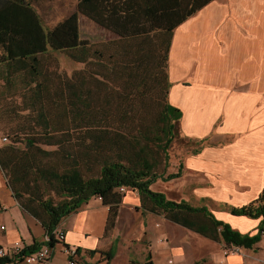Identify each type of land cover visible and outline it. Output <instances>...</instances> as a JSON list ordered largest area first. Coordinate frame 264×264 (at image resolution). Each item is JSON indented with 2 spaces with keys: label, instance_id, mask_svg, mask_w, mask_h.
I'll list each match as a JSON object with an SVG mask.
<instances>
[{
  "label": "trees",
  "instance_id": "obj_1",
  "mask_svg": "<svg viewBox=\"0 0 264 264\" xmlns=\"http://www.w3.org/2000/svg\"><path fill=\"white\" fill-rule=\"evenodd\" d=\"M212 1L77 0L69 16L47 28L35 8L37 0H0V130L8 141L0 148V169L22 209L45 228L48 241L43 245L59 244L53 231L60 221L92 198L109 207L106 231L111 230L121 189L136 191L142 210L164 214L168 221L222 241L227 248L252 249L260 241L262 225L256 235H242L206 208L167 200L150 189L159 179L180 176V171L166 178L158 175V151H149L158 148L166 160L182 118L169 102L167 62L173 32ZM80 15L115 34L118 42L107 46L108 52L128 55V61L115 62L109 53L112 61L94 63L96 52L80 38ZM55 52L83 68L70 75L60 72L52 58ZM141 73L154 82L164 101L153 129L139 128L134 136L124 132L122 124L134 119L135 96L110 84L126 75L130 83L138 81ZM230 211L235 216L264 218V191L252 204ZM39 247L25 248L22 255ZM114 252L112 247L101 255L109 260ZM11 263L0 258V264ZM129 264L152 262L148 257Z\"/></svg>",
  "mask_w": 264,
  "mask_h": 264
},
{
  "label": "crops",
  "instance_id": "obj_2",
  "mask_svg": "<svg viewBox=\"0 0 264 264\" xmlns=\"http://www.w3.org/2000/svg\"><path fill=\"white\" fill-rule=\"evenodd\" d=\"M47 1L45 13L55 9L54 1L58 3ZM40 2L35 5L38 14ZM261 31L264 0H213L175 30L170 60L175 62L184 53L185 60L190 57L191 61L184 62V84L176 81L179 74L171 75L169 102L182 112L178 123L183 134L194 139L214 137L216 143L209 141L199 153L186 157L179 177L159 179L150 186L167 200L206 208L217 221L242 235L254 236L262 225L260 241L252 249L231 246L235 252L222 257L212 251L214 241L168 221L164 214L142 210L138 193L123 190L111 230L106 231L109 207L92 198L60 221L56 231L64 233V241L53 247L47 262L39 264H66L63 247L78 250L84 264L142 263L148 257L152 264L170 260L175 264H264V218L235 216L230 211L252 204L264 191V91L252 90V54H264V40L258 37ZM214 80L216 85L206 84ZM4 145L0 141V148ZM0 227H4L0 248L16 243L24 249L41 247L46 240L45 228L22 209L1 169ZM183 242L191 248H184ZM112 247L114 255L106 260L101 253Z\"/></svg>",
  "mask_w": 264,
  "mask_h": 264
},
{
  "label": "rangeland",
  "instance_id": "obj_3",
  "mask_svg": "<svg viewBox=\"0 0 264 264\" xmlns=\"http://www.w3.org/2000/svg\"><path fill=\"white\" fill-rule=\"evenodd\" d=\"M62 2L63 3L61 4L60 0H58V3L54 1L53 6L55 7V9L53 11H50L49 13L44 12L48 7L47 0H41V2L38 4L39 15L44 27L48 28L54 23L60 22L74 11L76 0H62ZM78 25L80 38L82 40H86L92 46V52H96V55L93 56L94 63L101 59L103 60V62L112 61V58L109 57V53L113 54V59L115 58V62L126 63L128 61V55L116 56V53L113 50L112 52H108L109 49L107 48V46L109 47L113 42H118V37L115 34L99 27L98 25L81 15L78 17ZM174 35L175 31L173 32L171 47L168 53L167 74L169 76V79L171 78L172 74H179L180 77H178V80L176 81L178 83L184 84L185 81H183V77H181V74L185 73L184 62L186 60L190 62L191 60L190 57H187L185 60L184 53L180 57H178L175 62H172L170 60V52L173 45ZM255 35L256 33L254 34V36ZM258 37L264 40V31L259 32ZM136 48L137 47H135L134 42H132V56L137 55ZM260 54L262 55L263 53L261 52ZM260 54L255 55V51L254 54H252V58L254 61V63L252 64V90L264 91V62L261 65L259 64L262 59L264 60V54L262 55V59ZM52 58H55L57 60L59 71L64 72L66 75H70L73 71H78L83 68L82 64L70 61L64 53L55 52L52 54ZM192 58H196V54H193ZM247 76L248 75L246 73V77ZM117 78L118 79L113 80L110 85L115 87L116 89H119L125 94H128L129 96H135L132 101L134 119H128V121L126 120L127 122L125 121L126 123L122 124V127L125 128V130L123 131L136 136L139 128L140 130L142 129V131L143 128L149 130L153 129V126L155 125L154 122L157 120L158 114L161 110V104L164 101V99L158 95L157 90H155L156 88L154 82L151 80H145L143 73L138 76V81H132V83H130L128 75H126L125 77L119 76ZM125 80L128 81L126 82ZM143 82H145V86L140 87V84H142ZM206 84L216 85L217 81H209L206 82ZM138 87L139 89L141 88V92H139ZM182 131L183 130H181L180 124L177 123L176 137L168 148V158L166 160L163 159V154L161 153V150H157L158 148L156 149L155 147H153L149 149V151L153 152V154L158 151L159 156L157 155V157H159V165L156 170V173L158 175L177 173L178 171H180V169L182 170L186 157L192 154L199 153L204 147L209 145L210 142L216 143V139L214 137L211 140H209L208 138L194 139L186 136ZM0 133L6 136L1 130ZM201 141L203 142L202 144L200 143ZM141 142L142 144H144L143 141ZM151 152L148 153L150 156L152 155ZM163 178L166 177L163 176ZM162 181H165V179H163ZM171 198L178 199V196L172 195ZM183 243L186 244L184 248H191L190 243ZM227 249V246L222 241H219L215 242V249H213L212 251H219L223 257L224 252ZM186 255L191 259L190 253L186 252ZM199 262L200 261H198L196 264H198Z\"/></svg>",
  "mask_w": 264,
  "mask_h": 264
},
{
  "label": "built area",
  "instance_id": "obj_4",
  "mask_svg": "<svg viewBox=\"0 0 264 264\" xmlns=\"http://www.w3.org/2000/svg\"><path fill=\"white\" fill-rule=\"evenodd\" d=\"M0 141L2 143H5V144L8 142L7 137L2 135L1 133H0ZM120 191H123V189H121ZM0 229L3 230L4 227H0ZM53 235H54L55 240L59 244H61L64 241V233L63 232H58V231L54 230ZM47 241H48V237L46 236L45 242H47ZM235 248L237 249V247H235ZM23 250H24V248L22 247L21 243H16L9 248H0V258H9L13 262L19 260L23 264L45 263L50 258L53 248L49 247L48 245H42L35 252L27 253L25 255H22ZM63 252L66 254V256L68 258L66 264H84L83 260L81 259V257L79 256V254L77 253V250L75 248L63 247ZM233 252H235V251L228 248L224 252L223 257H226L229 253H233ZM169 264H175V263L170 260Z\"/></svg>",
  "mask_w": 264,
  "mask_h": 264
}]
</instances>
